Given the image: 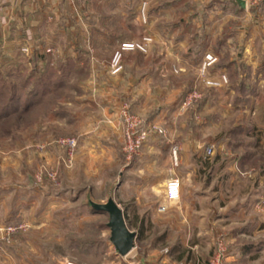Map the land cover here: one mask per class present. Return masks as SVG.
<instances>
[{
    "label": "crops",
    "instance_id": "obj_1",
    "mask_svg": "<svg viewBox=\"0 0 264 264\" xmlns=\"http://www.w3.org/2000/svg\"><path fill=\"white\" fill-rule=\"evenodd\" d=\"M142 1L148 2L149 21L154 19L152 23L159 24L158 28L149 23L148 32L162 46L154 44L143 53L125 50L122 69L116 74L109 68L114 51L109 45L118 38L114 33L82 30L80 38L72 39L67 31L57 44L52 33L42 31L46 18H63V23L65 18H98V14H106V8H111V17L134 18L136 6ZM200 4L213 20L222 14L229 16L223 24H217L216 31L213 27L200 34L194 19L200 14ZM229 10L246 15L233 0H0V71L5 69L17 76L30 70L38 77L37 70H47L57 77L48 87H63L75 82V77L84 76L79 83L82 93L74 101H63L64 112H53L52 116L72 126L69 132L78 139L72 174L76 168L78 176L87 175V171L102 175L115 167L119 172L123 156L120 113L124 105L150 129L140 156L127 166V181L116 182L115 192L134 200L129 209L132 217L130 211L127 213L131 229L164 233L162 239L149 240L148 236L135 240L134 248L124 256L126 264H208L217 222H204L213 207H207L206 197L194 188L192 180L195 167L201 165L198 156L204 159L200 135L207 139L206 135L214 133L216 115L224 118L229 114L226 106L231 97L236 100V93L242 115L254 120L255 126L249 128H264V98H252L258 94L256 87H264V20L262 28L253 34L254 41L250 38L247 44L242 18L237 31L229 28ZM169 22L170 29L168 24L160 26ZM70 23L63 24L64 32ZM236 36L242 41L239 46L225 42ZM43 37L48 40L44 42ZM195 39H199V46H191ZM24 43L29 45L28 59L20 54ZM45 46L52 51L47 53ZM206 53L218 58L207 68V78L217 80L224 74L226 84L200 86L198 67ZM174 66L176 73L172 71ZM70 71L75 72L73 79ZM197 89L199 97L187 109L183 105L186 94ZM205 119L212 121L204 126L201 121ZM152 128L165 129V136ZM172 144L177 147L176 174L188 187L181 183L179 198L167 201L164 185Z\"/></svg>",
    "mask_w": 264,
    "mask_h": 264
},
{
    "label": "rangeland",
    "instance_id": "obj_2",
    "mask_svg": "<svg viewBox=\"0 0 264 264\" xmlns=\"http://www.w3.org/2000/svg\"><path fill=\"white\" fill-rule=\"evenodd\" d=\"M200 6L198 18H194L199 25L196 32L200 34L213 27L216 31L217 24H223L224 18L229 16L222 14L221 18L215 17L213 20L206 15L207 8L203 4ZM105 10L106 14H98V18H65L66 23L71 22L65 32L63 18H46L42 31L52 33L57 44L64 40L62 35L67 31L72 39L80 38L82 30L114 33L118 38L109 45L114 48L109 61L111 74L122 69L124 52L130 50L121 49L124 44L143 43V39L149 37L145 52L154 44L162 46L148 32L149 23L159 28L158 23H152L154 19L149 21L148 2L142 1L136 6L134 18L111 17V8ZM119 11L124 12L120 8ZM244 11L246 15L242 16L229 10L228 13L232 15L229 17V28L237 31L239 18H242L241 29L246 31L249 44L250 38L254 41L253 34L262 28L264 0L257 5H248ZM171 22L160 26L168 24L170 29ZM47 40L43 37L44 42ZM227 41L233 47L242 42L238 41L237 36ZM191 43V46H199V39L191 40ZM132 50L143 53L137 47ZM45 51L50 53L52 48L48 47ZM20 52L22 57L30 58L27 43L20 47ZM116 52L119 53L121 68L113 73L111 63ZM6 71H0V264H126V257L119 255L110 242L108 214L95 212L91 202L104 203L112 198L122 209L127 227L138 233L139 230L130 228V221L127 220L134 200L121 197L115 192V187L116 182L127 181V166L140 156L141 149L138 155L128 156L123 150V132L120 174L116 167L108 168L102 175L99 171L96 174L87 171V175L78 176V168L72 174L70 171L78 150V139L69 132L72 126H65L52 116L53 112H64L62 107L66 104L63 101H74L82 93L80 81L84 76L75 77V82L66 83L63 87H48V83L57 78L50 71L37 70V80L30 79L33 74L30 70L17 76ZM172 71L178 72L175 66ZM206 72L204 77H207ZM68 73L73 79L75 72ZM197 74L201 86L200 66ZM260 88L256 87L259 95H253V99L256 100L257 96L264 98V87ZM234 97L236 100L231 97L230 105L226 106L229 114L224 118L216 115L217 129L214 133L206 135L209 136L207 139L200 135L204 159L198 156L201 165L195 167L192 180L194 188L206 197L207 207H213L206 220L202 216L204 222H217L213 231L214 251L208 264L219 241L226 249L223 264H264V128H249L255 126L254 120L252 116L247 120L244 118L237 93ZM193 105L194 102H191L186 107L189 109ZM129 109L126 104L120 113L122 127V112ZM139 119L141 126L146 127ZM211 121L205 119L201 122L205 126ZM161 130L163 133L160 135L165 136V129ZM67 138H73L77 143L70 160L60 143V140ZM210 144L213 150L208 154L206 148ZM176 167L173 168L170 163L168 177L171 174L177 176ZM139 175L138 172L135 176ZM99 179L103 181L98 182ZM179 181L188 187L185 179ZM163 233H145L142 230L141 237L136 240L139 242L148 236L149 240L162 239Z\"/></svg>",
    "mask_w": 264,
    "mask_h": 264
},
{
    "label": "built area",
    "instance_id": "obj_3",
    "mask_svg": "<svg viewBox=\"0 0 264 264\" xmlns=\"http://www.w3.org/2000/svg\"><path fill=\"white\" fill-rule=\"evenodd\" d=\"M245 2V9L248 8V5H257L261 3L263 0H243ZM143 43H126L124 44L121 49H133L137 47L141 51L145 52L146 50V43L150 41L149 37H145ZM21 50L24 51V48ZM217 62V57L211 53H206L203 57V61L200 65V73L202 75V84L207 87H220L223 84L227 83L226 76L221 74L217 80L209 79L205 76V72L209 66ZM112 72L116 73L120 70L121 66L119 65V53L116 52L112 58ZM199 97V94L196 90H192L188 93L184 99L183 105H189L193 100ZM123 115V132H124V152L133 157L139 154V151L144 143V141L149 136V129L141 126V121L139 116L131 113L130 111L126 110V112H122ZM158 133H163L159 128H153ZM60 143L65 150L67 151L69 160L73 155V152L76 148V140L73 138H67L60 140ZM207 153L209 154L213 150V145L210 144L207 146ZM176 146L171 149V165L173 168L177 166V156H176ZM180 196V181L179 178L175 174H171L167 180L165 181L164 185V197L167 201H175ZM216 250L210 259L209 264H223L226 249L222 242L216 243Z\"/></svg>",
    "mask_w": 264,
    "mask_h": 264
},
{
    "label": "water",
    "instance_id": "obj_4",
    "mask_svg": "<svg viewBox=\"0 0 264 264\" xmlns=\"http://www.w3.org/2000/svg\"><path fill=\"white\" fill-rule=\"evenodd\" d=\"M233 1L239 9H245L243 0ZM91 207L95 212L108 214L107 226L110 230V242L119 255H127L134 248L137 234L127 228L122 209L118 207L112 198H108L104 203L91 202Z\"/></svg>",
    "mask_w": 264,
    "mask_h": 264
},
{
    "label": "trees",
    "instance_id": "obj_5",
    "mask_svg": "<svg viewBox=\"0 0 264 264\" xmlns=\"http://www.w3.org/2000/svg\"><path fill=\"white\" fill-rule=\"evenodd\" d=\"M33 76H34V77H33ZM30 77H32V78H30L31 80H32V79H33V80H37V79L39 78V76L36 77V76L33 75V74H31ZM141 233H142V231L139 230L138 233H137V238H140V237H141Z\"/></svg>",
    "mask_w": 264,
    "mask_h": 264
}]
</instances>
